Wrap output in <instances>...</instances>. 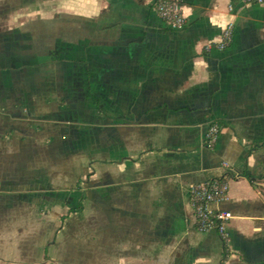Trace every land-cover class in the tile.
Listing matches in <instances>:
<instances>
[{
  "label": "crops",
  "instance_id": "crops-1",
  "mask_svg": "<svg viewBox=\"0 0 264 264\" xmlns=\"http://www.w3.org/2000/svg\"><path fill=\"white\" fill-rule=\"evenodd\" d=\"M180 2L0 0V264H264V2Z\"/></svg>",
  "mask_w": 264,
  "mask_h": 264
},
{
  "label": "built area",
  "instance_id": "built-area-1",
  "mask_svg": "<svg viewBox=\"0 0 264 264\" xmlns=\"http://www.w3.org/2000/svg\"><path fill=\"white\" fill-rule=\"evenodd\" d=\"M158 15L171 27H181L187 22V16L180 0H152ZM246 3H263L264 0H244ZM233 26L229 24L223 34V39L218 43L220 47L226 46L232 39ZM213 46L212 42L207 44L208 48ZM220 133V126L214 122L209 126L206 139L212 143L216 142ZM225 165L228 163L225 161ZM230 180L224 176L214 177L208 181L194 183L190 188L191 202L197 217V226L201 230L216 228L223 238L227 237V224L233 217L228 209H216L213 203L228 195Z\"/></svg>",
  "mask_w": 264,
  "mask_h": 264
},
{
  "label": "trees",
  "instance_id": "trees-1",
  "mask_svg": "<svg viewBox=\"0 0 264 264\" xmlns=\"http://www.w3.org/2000/svg\"><path fill=\"white\" fill-rule=\"evenodd\" d=\"M206 143H207L208 145H210V146H213L215 142L212 143V142H210V141H208V140L206 139ZM223 176H224V175H223ZM78 208H82V204H81ZM224 242H225V250H226V257H227L228 254H229V251H228V243H227V239H226V238H224Z\"/></svg>",
  "mask_w": 264,
  "mask_h": 264
}]
</instances>
